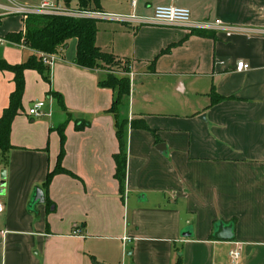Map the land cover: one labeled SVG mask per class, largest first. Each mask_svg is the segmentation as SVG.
Returning <instances> with one entry per match:
<instances>
[{
    "label": "crops",
    "instance_id": "crops-1",
    "mask_svg": "<svg viewBox=\"0 0 264 264\" xmlns=\"http://www.w3.org/2000/svg\"><path fill=\"white\" fill-rule=\"evenodd\" d=\"M23 1L0 2L1 36L23 31L13 7L39 5ZM106 3L97 11L143 17L160 5L185 7L193 24L212 27L98 20L107 23L97 22V47L132 76L122 115L149 127L129 124L124 192L115 176L116 92L100 86L102 67L78 66L71 39L45 65L48 79L24 72L5 163L0 149V264H264V0H108L111 12ZM216 20L226 28L214 29ZM33 54L0 46L11 65ZM240 60L248 71H237ZM14 90V74L0 71V119ZM40 101L43 115H29ZM61 127L64 171L45 187ZM221 224L232 240L213 238Z\"/></svg>",
    "mask_w": 264,
    "mask_h": 264
},
{
    "label": "trees",
    "instance_id": "trees-1",
    "mask_svg": "<svg viewBox=\"0 0 264 264\" xmlns=\"http://www.w3.org/2000/svg\"><path fill=\"white\" fill-rule=\"evenodd\" d=\"M66 7L72 6L76 1L78 8L82 10H100L101 0H59ZM1 22V18H0ZM96 19L72 18L63 15H39L28 14L23 17L24 28L22 32L10 33L5 37L8 41L17 45L28 47L29 49L45 53L56 54L66 49L71 39L77 40V55L75 63L85 69H99L103 65H118L112 55L104 53L96 45V36L98 32ZM26 70H37L48 79L49 69L43 64L41 58L37 54L31 55L27 61L11 65L0 59V71H9L14 74L15 90L10 95L9 106L4 110L0 119V149L3 151V162H6V155L11 149L10 134L11 125L19 110L22 108V98L25 91L24 72ZM125 71H129L126 63ZM101 87L111 88L115 90V100L110 109V113L114 114L117 126V137L119 140L120 151L115 156L116 160V179L119 181L121 191L124 192L127 175V131L129 124L133 128L146 129L149 127L144 122L132 121L122 115V109L128 105L131 80L128 76L118 77L114 74H107L100 82ZM211 92L217 95L214 89ZM51 96L62 103V96L50 91ZM223 97L212 98V103L223 100ZM140 122V123H139ZM81 127V126H80ZM78 127V128H80ZM61 137V152L59 155L58 165L56 169L50 172L44 186H48L57 173L64 171L61 167L62 157L64 154V129L59 128ZM213 238L214 235H213ZM176 264H182L181 258Z\"/></svg>",
    "mask_w": 264,
    "mask_h": 264
},
{
    "label": "built area",
    "instance_id": "built-area-1",
    "mask_svg": "<svg viewBox=\"0 0 264 264\" xmlns=\"http://www.w3.org/2000/svg\"><path fill=\"white\" fill-rule=\"evenodd\" d=\"M136 4V1H133V5ZM12 13L26 16L28 14H39V15H63L72 18H86V19H105L112 20L116 22H123L131 25H172V26H180V27H190L198 30L209 29L212 27L208 23L203 24H193L192 21V12L190 9L185 7H179L175 5H160L157 6L154 10V13L150 17L137 16L135 14L131 15H117L104 13L99 11H91V10H82V9H71L63 4L58 2H52L50 0H43L39 5L35 7L32 6H15L11 10ZM214 29H221L223 27V23L220 20H216L214 23ZM226 28V27H225ZM233 30H228L227 35L232 34ZM5 44H13L6 39V37L0 35V46ZM36 54L41 58L44 65L48 66L50 69L54 66L55 62L58 60V56L56 54H45L36 52ZM237 71L245 72L250 69V65L240 60L237 62ZM129 77H132L129 73ZM46 107L45 102L40 101L34 104V106L29 110V115L40 117L43 115V109ZM1 208V201H0ZM79 230L74 231V235H77ZM231 260L233 263H237L240 258V252L238 250H234L230 253Z\"/></svg>",
    "mask_w": 264,
    "mask_h": 264
},
{
    "label": "rangeland",
    "instance_id": "rangeland-1",
    "mask_svg": "<svg viewBox=\"0 0 264 264\" xmlns=\"http://www.w3.org/2000/svg\"><path fill=\"white\" fill-rule=\"evenodd\" d=\"M6 1L7 0H0V2H6ZM42 1L43 0H26V1H23V2H27V3L34 2V3L40 4ZM50 1L57 2L56 0H50ZM105 2L108 3V0H105ZM107 3L105 4L106 8L104 7L105 8V11L111 12L112 10H111V8L109 7V5ZM61 4H63V3H61ZM63 6H65V5L63 4ZM32 7H35L36 8V6H32ZM68 8H71V9H75V8L81 9V8H78L76 1L73 2L72 6H70ZM104 8H103V10H104ZM91 11H95L96 12L97 10H91ZM84 19H86V18H84ZM98 23H99L100 27L103 28L104 27V24L107 23V22L99 21ZM15 49L16 50L17 49L21 50V48H19V47H15ZM125 66H126V64H124V65L123 64L122 65L120 64V65H116V66L115 65L114 66H108V65L105 66V65H103V67L101 68L102 69L101 72L104 74L105 77H106L107 74H114V75H116L118 77H121V76H128L129 77V73H130L129 71L130 70L128 72H126L125 71Z\"/></svg>",
    "mask_w": 264,
    "mask_h": 264
},
{
    "label": "water",
    "instance_id": "water-1",
    "mask_svg": "<svg viewBox=\"0 0 264 264\" xmlns=\"http://www.w3.org/2000/svg\"><path fill=\"white\" fill-rule=\"evenodd\" d=\"M2 177V186L5 185V180H6V171H2L1 173ZM36 200L42 201L43 200V195L41 191H37L36 194ZM214 237L217 240H232L234 238L233 234V228L231 226H225L224 224H221L218 228L217 231L214 234Z\"/></svg>",
    "mask_w": 264,
    "mask_h": 264
}]
</instances>
